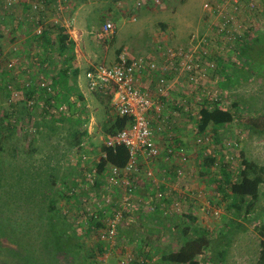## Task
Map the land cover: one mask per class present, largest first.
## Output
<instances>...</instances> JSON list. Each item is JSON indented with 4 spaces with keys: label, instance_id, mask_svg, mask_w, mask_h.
I'll list each match as a JSON object with an SVG mask.
<instances>
[{
    "label": "rangeland",
    "instance_id": "374dc122",
    "mask_svg": "<svg viewBox=\"0 0 264 264\" xmlns=\"http://www.w3.org/2000/svg\"><path fill=\"white\" fill-rule=\"evenodd\" d=\"M1 12L0 4V120L15 124L19 133L2 155L0 204L19 219L3 222L7 227L3 224L0 264H27L31 258L36 264H162V255L180 242L181 227L171 228L186 220L184 216L193 217L191 225L212 237L227 231L231 221L246 227L234 233L228 247L222 242L212 254L206 249L197 258L199 264L221 263L220 253L225 250V264H257L264 242V184L253 211L246 215L228 210L232 200L217 189L216 181L223 177L222 169L237 180L242 158L264 166V131L248 125L249 119L264 121V66L258 67L260 71L238 55L245 39L264 42V0H57L50 6H9ZM106 22L113 23L114 33L101 37ZM57 28L68 36V31L74 32L68 39L74 45L63 56L57 52ZM47 30L50 44L44 49L37 39ZM203 36L207 44L194 46L195 54L206 53L200 58L199 87L217 95L216 101L205 100L203 105L230 111L233 121L217 134L211 126L199 133L198 115H172L173 103L183 96L182 90L187 91L182 76L172 79L173 91L160 110L168 116L161 120L150 115L160 156L137 158V176L142 179L137 195L166 193L155 201L156 213L148 222L161 232L147 240L136 215L127 220L130 230L143 233L135 243L119 236L102 241L100 231L86 236L79 223L72 224L82 250L70 256L55 252L46 224L49 206L53 203L60 213L70 206L73 218L82 219L80 203L66 200L63 191L76 180L87 182L85 174H92L104 156L102 127L116 117L108 96L90 92L84 72L91 65H111L120 55H143L157 45L188 46L192 37L199 41ZM259 48L258 44L251 48L250 59L259 55ZM69 55L80 70L76 80L68 81L73 93L61 88L59 77ZM227 74L236 84L231 90L219 86ZM168 144L175 148L165 160ZM70 161L88 163L75 175ZM25 192L32 196L27 203ZM90 192L98 196V186L94 184ZM14 196L20 199L13 200ZM110 216L102 217L104 226ZM100 241L102 253L97 250Z\"/></svg>",
    "mask_w": 264,
    "mask_h": 264
},
{
    "label": "built area",
    "instance_id": "2783aa9c",
    "mask_svg": "<svg viewBox=\"0 0 264 264\" xmlns=\"http://www.w3.org/2000/svg\"><path fill=\"white\" fill-rule=\"evenodd\" d=\"M18 2L19 0H4L1 14L7 7ZM137 5L139 6L140 3ZM37 6H43V1L37 0L33 8L36 9ZM204 7L208 8V5ZM73 33L68 31L69 38ZM113 33V23H104L101 37H110ZM200 43L207 44L206 36L199 41H195V37H192L186 44L188 46L157 45L153 52L140 56L120 55L111 65H91L84 72V79L90 92L99 96H108L115 114L130 119L127 127L116 134L104 136L103 140L107 148L125 147L128 150L127 163L122 168L112 165L105 169L100 177L98 196L90 192L98 178L96 170L90 175L85 174L88 178L85 184L76 180L74 187L68 192L69 195L79 199L81 207L79 214L82 219L76 220L74 224L79 223L84 228L85 225L88 226L90 219L102 223L101 219L104 215H111L104 228H97L102 241L117 239V226L121 227L133 215L138 217L139 211L145 214L153 212L155 201L162 200L166 196V193L160 190L150 197L141 198L137 195L142 183V179L137 176L139 165L137 158L141 156L147 161L158 159L160 156V149L154 138V129L150 124V115L154 113L161 120L164 117L160 112L162 101L163 99L167 101L169 92L173 91V80L177 76H182L187 85V91L182 90L183 96L173 103L174 116H196L205 100L209 102L217 100L216 92L211 94L210 91H202L199 87L203 71L200 58L206 54L204 51L202 55L195 54L194 46ZM210 67L213 68L212 64ZM169 146L170 144L166 146L165 160L169 159L168 156L175 148ZM177 148L179 149L176 154L180 155L183 151L182 147L178 144ZM70 162L74 168L79 169H83L88 163V161ZM147 174L151 176V172Z\"/></svg>",
    "mask_w": 264,
    "mask_h": 264
},
{
    "label": "trees",
    "instance_id": "16d2710c",
    "mask_svg": "<svg viewBox=\"0 0 264 264\" xmlns=\"http://www.w3.org/2000/svg\"><path fill=\"white\" fill-rule=\"evenodd\" d=\"M57 34L55 35V41L57 44V52L60 56L66 55V53L70 52L71 47L74 43L69 39V36L65 33L63 29H58ZM50 31H42L37 42L41 45L42 48L45 49L47 45L50 44L49 38ZM259 45V55L253 57L254 59H250L248 56V52L253 48L254 45ZM239 58L245 57L250 60L252 64H254L257 68L259 66H264V42H261L259 38H251L245 39L243 45L240 47L238 52ZM65 67L59 73V77L61 78V88L69 93H73V89L69 87L68 81L72 79L73 81L77 79L80 70L78 67L74 65V56L69 55L64 63ZM249 64V65H252ZM259 69V68H258ZM264 69V68H262ZM261 69V70H262ZM260 70V69H259ZM260 70V71H261ZM69 74V75H68ZM239 84V83H238ZM231 81L230 74H227L225 79L219 85L222 89L231 90L233 86ZM6 89L9 90V88ZM110 101V98H108ZM234 109L238 107V104L233 105ZM7 117V116H6ZM233 121V115L228 110H221L217 107V105H213L209 107L208 105H203V107L198 111V131L199 133H203L211 126V130L217 134L218 130L224 125L230 124ZM33 124V123H32ZM130 124V119L126 117H119L116 115L115 118L107 125L102 127L103 136L116 134L117 132L123 130ZM248 125L257 128L261 131H264V121L262 119H249ZM18 128L15 124L9 121L0 120V173L2 166V155L5 149V146L12 142L18 136ZM79 142H76V145ZM104 156L100 158V161L96 165V173L98 178L96 179L95 185L99 187L100 177L103 175L105 169L108 166H117L122 168L128 161V150L123 146H117L115 148H107L103 147ZM208 163L212 164L213 159H207ZM240 171L238 174L237 180H233L232 176L228 174L225 170L222 169V178L216 181L217 189L228 196L232 201L228 206V210L235 214H250L254 209L255 201L258 198V191L261 184H264V166H259L256 163L242 158L241 160ZM81 169L74 168L75 175L80 173ZM74 183L67 185L64 189V196L66 200H74L79 203V199L75 196H71L68 192L74 187ZM28 192H25V203L29 202L32 196L26 195ZM63 196V195H62ZM63 196V197H64ZM19 197L13 198V200H19ZM77 207V206H76ZM71 208L68 206L64 212L60 213L56 211L53 203L49 206L46 224L48 232L52 238V245L54 247V251L66 254L68 256L72 255V253L79 252L82 250V242L79 240L78 234L76 233V229L73 228V225L76 220L73 218V214H70ZM156 209L148 214L142 213L139 211L138 220L141 223V227L145 229V233L147 235V240L153 238V236L161 231L155 226L149 227L148 222L150 215L155 214ZM9 210H5L3 205L0 204V239L3 237L2 231L7 227L3 222L5 220L17 221L19 219L18 216L12 215ZM134 216V215H133ZM181 218V217H180ZM186 220L178 221L177 224L174 225L171 230H175L181 227V232L179 233L180 242L177 245L176 249L170 253L163 254L161 257L162 264H199L197 258L203 255L206 249H209L210 254H212L218 246V244L225 242L226 247H228L232 241L235 232L245 231L246 227L241 223H237L235 221L230 222V226L228 230L221 233L218 237L210 236L206 231L202 230L197 226L191 225L194 222V218L190 216H184ZM102 222V221H101ZM14 223V222H13ZM103 223V222H102ZM102 223H96L92 219L89 220L88 226L85 225L83 228L84 234L87 236L91 233H95L97 228H104ZM3 224L6 226L4 227ZM128 222H124L123 227L118 229V236L121 240L127 243H135L143 237V233L140 230H130ZM96 225V226H95ZM93 227V228H92ZM170 231V229H169ZM79 242V244H78ZM97 250L99 253L103 252V242L97 243ZM3 248V245L0 241V249ZM225 251H222L221 254V263L217 264H225L224 263V255ZM21 255V252H17L16 256ZM31 258L30 262L27 264H36L33 262ZM89 264H95L91 262ZM257 264H264V242L260 245V252Z\"/></svg>",
    "mask_w": 264,
    "mask_h": 264
},
{
    "label": "crops",
    "instance_id": "0c3cea01",
    "mask_svg": "<svg viewBox=\"0 0 264 264\" xmlns=\"http://www.w3.org/2000/svg\"><path fill=\"white\" fill-rule=\"evenodd\" d=\"M3 1L4 0H0V4L2 5V3H3ZM36 1L37 0H19V2L17 3V4H14V5H12V6H16V7H18L19 9H21L24 5H25V7H28V5L29 4H32V5H34L35 3H36ZM39 1H43V4H46L47 6H50V4H52L53 3V1H54V3L57 1H55V0H39ZM39 12V11H38ZM24 16V15H23ZM158 39V38H157ZM155 49V48H154ZM154 49H153V51H154ZM152 51V52H153ZM146 54V53H145ZM140 56V55H139ZM162 114H163V116L166 118V115H164V113L162 112ZM188 117H195V116H191V115H188ZM170 118H172L171 116H169V119ZM162 123H165V121H163ZM157 139V138H156ZM158 140H156V142H157ZM159 142V141H158Z\"/></svg>",
    "mask_w": 264,
    "mask_h": 264
}]
</instances>
